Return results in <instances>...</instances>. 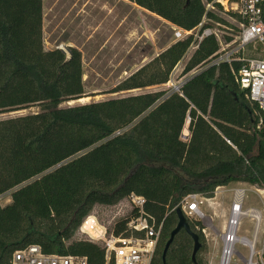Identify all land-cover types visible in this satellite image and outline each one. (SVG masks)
Listing matches in <instances>:
<instances>
[{
  "label": "trees",
  "instance_id": "1",
  "mask_svg": "<svg viewBox=\"0 0 264 264\" xmlns=\"http://www.w3.org/2000/svg\"><path fill=\"white\" fill-rule=\"evenodd\" d=\"M128 1L190 31L213 0ZM43 22L44 0H0V114L39 108L0 120V196L12 192L11 203L0 205V264L29 245L105 264L103 247L76 234L96 206L132 194L146 199L147 216L164 222L153 260L163 264L186 197L213 199L231 183L264 190V114L228 64L209 66L219 50L214 38L189 58L182 71L189 79L179 92L63 107L86 97L82 53L47 50ZM191 45L192 36L175 41L109 93L167 84ZM135 213L116 221L108 235L129 237L125 226ZM186 218L201 244L196 261L193 239L182 230L166 264H208L205 226Z\"/></svg>",
  "mask_w": 264,
  "mask_h": 264
},
{
  "label": "rangeland",
  "instance_id": "2",
  "mask_svg": "<svg viewBox=\"0 0 264 264\" xmlns=\"http://www.w3.org/2000/svg\"><path fill=\"white\" fill-rule=\"evenodd\" d=\"M174 27L155 14L125 0H44L45 48L47 50L61 49L68 54V49L74 47L81 51L83 58L86 97L81 101L69 102L62 106L175 90L182 78L184 66L193 55L192 50L186 54L174 71V80L170 88L157 86L119 94L109 93L117 84L175 42ZM86 98L87 101L84 100ZM38 111V107H32L18 112L0 114V120ZM239 188L245 189L244 208H256L264 216V195H259L255 190L256 187L250 184L239 186L237 183H231L226 186L222 194L218 193L217 197L219 196V200L225 197L229 200ZM11 194L12 192H9L2 196L1 206L11 203ZM205 208V205H200L201 211L207 216ZM127 214L128 208L125 200L113 206H96L92 212V216H95L106 229H110L116 220ZM224 221L222 216L217 215L213 223L216 231L214 233L207 231L209 246L206 255L207 262L209 253L210 259L213 252L218 258L220 257L211 260V264H219L218 261L221 260L220 252L224 248V241L223 225L220 227L219 224L221 225ZM204 222L202 221L203 224ZM263 230L264 223L259 232L258 252L262 247ZM253 231L254 223L249 218H244L239 235L252 239ZM236 250L238 253L233 256L230 264H246L248 250L239 245Z\"/></svg>",
  "mask_w": 264,
  "mask_h": 264
},
{
  "label": "built area",
  "instance_id": "3",
  "mask_svg": "<svg viewBox=\"0 0 264 264\" xmlns=\"http://www.w3.org/2000/svg\"><path fill=\"white\" fill-rule=\"evenodd\" d=\"M174 34L175 41L192 36V45L188 50V52L192 50V53L199 48L204 39L214 38L219 50L211 57L209 66L228 64L246 98L257 105L261 115L264 114V0H213L206 5L198 27L190 31L174 27ZM236 64L239 65L237 70L233 67ZM174 71L169 82L162 85L163 87L170 88L174 80ZM197 72L194 70L190 75L193 76ZM188 79V75L182 76L173 92H179ZM188 139L189 136L185 141ZM256 192L264 195L263 190ZM244 193L245 191L240 189L234 192L230 216L223 229L224 248L219 264H230L233 256L238 253L236 250L238 245L248 250L246 264H264V238L260 251H257L264 216L258 209H244ZM125 202L128 214L136 212L125 226L129 237L108 235L109 229L103 227L92 215L83 221L76 237L101 245L105 251V264H153L164 222L157 223L155 219L146 215L144 197L132 194ZM200 205L202 201L199 196L190 195L183 200L181 209L186 216L203 221L206 216ZM244 218H249L254 223L252 239L239 235ZM203 233L207 237L206 229ZM6 264L89 263L86 257L47 254L41 246L29 245L15 251Z\"/></svg>",
  "mask_w": 264,
  "mask_h": 264
},
{
  "label": "crops",
  "instance_id": "4",
  "mask_svg": "<svg viewBox=\"0 0 264 264\" xmlns=\"http://www.w3.org/2000/svg\"><path fill=\"white\" fill-rule=\"evenodd\" d=\"M125 1H128V0H125ZM237 184L239 186H241V185H245L247 183H237ZM225 188L226 187H219L217 189L216 195H215V197L213 199H205V198L199 196L200 201H202V205H205L206 206L205 211L207 213V216L203 220V222L205 220H207L206 222H204V226H205V229H206V233H207L208 230H210L213 233H214V231H216V228L213 226V223H214L215 217H217V215L222 216V218H224V220H225L223 223H221V225L219 224L220 227L223 225L222 231H223L225 225L227 224V221H228L229 216H230V209H231L232 202H233V196L229 200L226 199V197L225 198H222L221 200H219V196L217 197V194L218 193H221L222 194L225 191ZM239 189L245 191V189H242V188H239ZM255 190H257V189L255 188ZM247 209H249V208H247ZM211 214H213L214 216L211 215ZM221 253H222V251L220 252V255H221ZM209 254H208V263L209 264H211V262H212L211 260H216V259H219L220 258V257L218 258L216 256L215 252H213L212 258L210 259ZM218 263H220V260L218 261Z\"/></svg>",
  "mask_w": 264,
  "mask_h": 264
},
{
  "label": "water",
  "instance_id": "5",
  "mask_svg": "<svg viewBox=\"0 0 264 264\" xmlns=\"http://www.w3.org/2000/svg\"><path fill=\"white\" fill-rule=\"evenodd\" d=\"M186 125L188 126L189 122H187ZM176 213H177V216H178V224H177L176 228L171 232L170 238H169L168 242L165 245V248H164V251H163V256H162L163 264H166V256H167V253H168V251L170 249V246L172 245V243H173L174 239L176 238V236L182 230H184L193 239V242H194L193 261L194 262L196 261L197 253H198V251L201 248V244H200L199 238H198V236L196 234H194L192 232V230L190 228V225H189V223L187 221V218H186L184 212L182 211V209L178 208L176 210Z\"/></svg>",
  "mask_w": 264,
  "mask_h": 264
},
{
  "label": "bare ground",
  "instance_id": "6",
  "mask_svg": "<svg viewBox=\"0 0 264 264\" xmlns=\"http://www.w3.org/2000/svg\"><path fill=\"white\" fill-rule=\"evenodd\" d=\"M81 100H82V99H81ZM81 100H80V101H81ZM84 100L87 101L88 99L86 98V99H84ZM81 103H82V102H81Z\"/></svg>",
  "mask_w": 264,
  "mask_h": 264
}]
</instances>
